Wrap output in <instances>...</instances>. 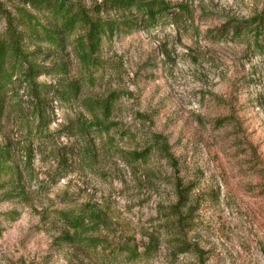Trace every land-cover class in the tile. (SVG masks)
Segmentation results:
<instances>
[{"label": "rangeland", "instance_id": "374dc122", "mask_svg": "<svg viewBox=\"0 0 264 264\" xmlns=\"http://www.w3.org/2000/svg\"><path fill=\"white\" fill-rule=\"evenodd\" d=\"M69 1L101 5L104 21L127 25L104 41L94 67L72 46L44 63L65 73L40 83L64 81L81 93L52 103L50 139L23 180L24 196L0 187V264H264V34L246 24L264 17V0H156L188 13L152 26L111 0ZM111 93L120 96L112 119L119 130L81 140L70 127L87 117V101ZM155 135L176 168L159 154L138 164L125 156ZM22 139L23 129L4 120L0 146L10 143L16 161ZM85 206L108 217L88 234L104 252L65 237L61 213ZM126 243L139 259L109 253Z\"/></svg>", "mask_w": 264, "mask_h": 264}, {"label": "trees", "instance_id": "16d2710c", "mask_svg": "<svg viewBox=\"0 0 264 264\" xmlns=\"http://www.w3.org/2000/svg\"><path fill=\"white\" fill-rule=\"evenodd\" d=\"M111 4L117 9H135L142 13V24L147 26L164 17L177 18L188 13L182 5L175 7L176 13H171L172 6L156 0H111ZM101 7L86 8L69 0H0V22L3 23L0 32V125L4 120L13 119L14 124L23 129L19 161H16L10 143L0 146V179L5 177L0 187H9L13 198L24 196L23 180L25 176L32 178L34 160L39 150L49 142V127L55 117L52 103L68 105L77 101L81 93L80 86L72 83L58 81L52 86L38 81L42 75L65 73L64 65L44 66L52 58L50 52L62 53L72 46L80 61L89 69L97 64L104 41L127 25L104 21ZM246 24L254 26L255 37L264 34V17L259 22L252 20ZM119 100V95L111 93L102 99L87 101V117L81 115L72 125L74 129H69L85 142L97 136L100 141L104 138L108 140L113 130H119L112 122ZM89 149L86 148L83 153L86 160L92 156ZM50 153L57 155L53 148ZM154 154L162 156L170 168L177 167L167 141L158 135L153 136L151 145L142 152H131L125 156L130 163L138 164L147 163ZM61 174L59 169L54 178H59ZM177 190L180 191L179 188ZM61 218L66 227L67 240L86 244L94 251L98 248L103 252L106 250L102 239L88 237L92 231L107 226L108 217L104 213L85 206L78 211L61 213ZM115 248L109 253L126 252L132 261L141 257L138 249L131 244ZM151 249L148 244L143 253Z\"/></svg>", "mask_w": 264, "mask_h": 264}]
</instances>
